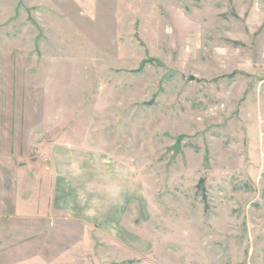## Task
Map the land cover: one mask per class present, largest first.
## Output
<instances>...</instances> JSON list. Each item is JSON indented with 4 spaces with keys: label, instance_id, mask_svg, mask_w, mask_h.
<instances>
[{
    "label": "rangeland",
    "instance_id": "rangeland-1",
    "mask_svg": "<svg viewBox=\"0 0 264 264\" xmlns=\"http://www.w3.org/2000/svg\"><path fill=\"white\" fill-rule=\"evenodd\" d=\"M0 142L132 192L115 232L56 217L0 264H264V0H0Z\"/></svg>",
    "mask_w": 264,
    "mask_h": 264
},
{
    "label": "crops",
    "instance_id": "crops-1",
    "mask_svg": "<svg viewBox=\"0 0 264 264\" xmlns=\"http://www.w3.org/2000/svg\"><path fill=\"white\" fill-rule=\"evenodd\" d=\"M43 155L21 164L0 142V241L19 237L21 230L44 232L56 217L115 232L132 194L128 170L99 151L62 143Z\"/></svg>",
    "mask_w": 264,
    "mask_h": 264
}]
</instances>
